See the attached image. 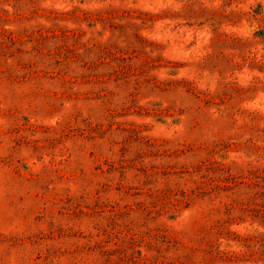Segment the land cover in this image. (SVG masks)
<instances>
[{
	"label": "rangeland",
	"instance_id": "1",
	"mask_svg": "<svg viewBox=\"0 0 264 264\" xmlns=\"http://www.w3.org/2000/svg\"><path fill=\"white\" fill-rule=\"evenodd\" d=\"M0 264H264V0H0Z\"/></svg>",
	"mask_w": 264,
	"mask_h": 264
}]
</instances>
